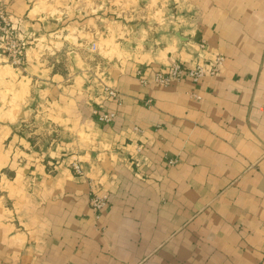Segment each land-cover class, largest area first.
<instances>
[{"label":"crops","instance_id":"crops-1","mask_svg":"<svg viewBox=\"0 0 264 264\" xmlns=\"http://www.w3.org/2000/svg\"><path fill=\"white\" fill-rule=\"evenodd\" d=\"M0 4V264H264V0ZM201 41L218 75L153 82Z\"/></svg>","mask_w":264,"mask_h":264},{"label":"built area","instance_id":"built-area-1","mask_svg":"<svg viewBox=\"0 0 264 264\" xmlns=\"http://www.w3.org/2000/svg\"><path fill=\"white\" fill-rule=\"evenodd\" d=\"M27 45L26 36L22 35L16 23L12 20L10 13L8 12L7 7L0 4V51L2 54L7 56L9 63L12 66H20L23 62L25 55V48ZM206 42L201 41L199 43V51L196 53L198 61L194 67H188L182 64L181 62L173 63L166 70L157 69L154 71L153 82L159 86L167 87L175 82H180L184 77H189L193 82H198L202 78L207 76H216L219 74L222 65L225 60V56L217 55L212 61L205 59V49ZM91 50L97 51V45L93 42L91 44ZM203 60V61H202ZM209 68H206L207 64ZM137 76L139 77L142 84L147 85L149 81L145 76L142 70L137 71ZM105 91L109 96L115 98L120 102L121 96L120 93L114 89L106 87ZM194 96L200 98V96ZM151 99L148 100V104H151ZM95 113L98 116L100 122H111L117 117V113L112 112H99L95 110ZM171 164H175L176 160L171 159ZM73 171L78 176H83L84 172L80 162H73L72 164ZM91 206L96 211L99 212L108 206L110 199L108 194H99L94 191L92 186L91 188Z\"/></svg>","mask_w":264,"mask_h":264},{"label":"rangeland","instance_id":"rangeland-1","mask_svg":"<svg viewBox=\"0 0 264 264\" xmlns=\"http://www.w3.org/2000/svg\"><path fill=\"white\" fill-rule=\"evenodd\" d=\"M75 161H77V160H75ZM75 161H73V162H75ZM73 162L71 163V168H72V164H73ZM78 162V161H77ZM73 169V168H72Z\"/></svg>","mask_w":264,"mask_h":264}]
</instances>
